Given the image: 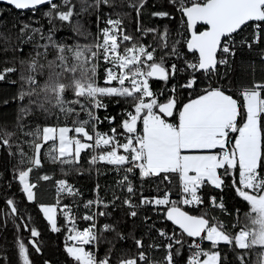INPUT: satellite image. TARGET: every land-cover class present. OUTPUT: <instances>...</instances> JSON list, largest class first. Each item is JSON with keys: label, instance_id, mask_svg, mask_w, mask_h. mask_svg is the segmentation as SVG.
<instances>
[{"label": "snow or ice", "instance_id": "obj_1", "mask_svg": "<svg viewBox=\"0 0 264 264\" xmlns=\"http://www.w3.org/2000/svg\"><path fill=\"white\" fill-rule=\"evenodd\" d=\"M81 2L87 5L81 9L85 12L88 8L111 6L110 0H94L93 4H87V0ZM6 3L16 9L33 10L48 5L44 15L49 24L57 20L71 24L74 14H78L74 13L76 5L73 0H6ZM169 3L175 6L182 17H186L184 23L188 35L184 46L187 52L193 54V59L184 60V69L175 63L166 65L167 56L182 58L176 46L180 41H175L171 47L167 43V28L159 33L157 29L139 26L147 0H137L129 6L136 12L138 32L144 35L158 34L157 47L164 52L159 59L156 47L136 42L122 28V20L109 18L105 21L106 26L99 29L92 44L69 46L58 43L53 40L49 30V43L40 45L44 51H36L27 62L21 61L22 64L27 63V75H21V90L15 99L23 102L27 98V105H22L18 121L31 113L32 108L29 106L45 114H53L52 110L57 109L65 119H75L71 127L66 124L42 128L37 126L35 130L23 132L24 136L32 138L28 143L33 155L27 156L21 148L22 159L19 163H27L28 167L17 170L18 180L27 200L33 202L37 184L30 182L29 177L35 168L42 167L41 150L45 145L51 142L46 155L53 163L59 162L61 165L77 164L81 153L91 150L96 153L89 161L91 164L104 162L125 173L120 183L129 194L123 203L132 209L128 213L130 217L138 215L134 210L138 207L152 204L166 206V220L177 225L182 236L193 239L194 251L187 264H223L219 250L221 244L230 246L234 253L237 249L241 250L236 258L239 264H247L245 256L254 247L264 249V83L244 86L234 98L233 94H229L230 85H220L213 82V78L224 79L232 71L231 58L236 55L235 35L243 29L251 26L252 34L250 41H240L242 46L247 45L251 49L264 41V0H169ZM151 15L164 18L169 17L170 13L156 11ZM99 19L97 16V21ZM198 24L205 26L203 31L197 30ZM20 31H32L34 35L40 32L29 24L23 25ZM73 31L83 35L78 24L73 25ZM0 38L6 39L2 35ZM41 39H45L42 34ZM50 48L55 50V58L47 60L46 64L40 63L39 58L47 59ZM220 66H226L224 73L220 72ZM14 71V67L5 68L0 72V81L6 78L7 73ZM180 71L189 72L185 82L167 88L169 81ZM197 73L207 78L209 84L195 98L182 103L178 89L189 90L191 96V90L198 87ZM38 76H46L43 85L39 83ZM153 81H162L166 87L159 92L154 91ZM69 92L71 99L66 97ZM161 97L164 99L161 100ZM106 98H114L117 104L123 101L128 108L123 110L118 128L112 127L110 132L103 133L98 130V125L103 122L98 112L107 110ZM81 113L87 118H80ZM103 119L113 124L116 117L105 116ZM6 135L11 137L13 134ZM118 136L124 138L123 142ZM0 141L4 145L9 144L7 138L0 137ZM136 170H139L141 178L157 177L162 181H169L175 175L179 180V203L197 206L204 203L198 194L203 186L211 185L223 191L225 178L238 173V182L233 180L232 187L249 206L250 210L244 213L248 223L240 227L237 221L232 225L236 231L229 232L221 222L212 223L214 218H209L207 214L194 216L182 210L176 201L170 199V191L151 198L141 195L139 203L135 204L131 199L135 189L128 174H134ZM37 179L47 181L50 177L43 175ZM57 184L58 192L79 194L73 191L66 180H58ZM222 200V197L218 201L217 197L212 196L210 206L226 212ZM7 204L11 212L16 214L18 209L14 201L9 199ZM94 204L108 207V204L98 199L88 201L85 208H91ZM64 208L70 210L69 205H64ZM40 210L51 230L59 232L54 215L56 206L41 204ZM235 211L238 217L240 209ZM65 215L72 225L67 239L73 241L71 245H66V252L75 264H113V249L116 247L113 241H108L110 247L103 258H99L93 250L99 248L105 232L115 233L117 241L127 239L114 224L106 223L102 228H97L96 216L110 213L99 211L85 214L82 219L89 224L82 230L77 227L74 217L68 213ZM30 232L34 238L40 235L36 228H31ZM159 235L170 241L163 245L166 254L162 261L150 259L143 241L134 239L137 253L121 256L116 264H181L176 259L180 255L176 246H182L184 239L168 236L162 230ZM195 238L207 241L211 246L204 250ZM31 243L35 251L39 252L37 241ZM19 256L22 264H31L28 248L23 242L19 243ZM258 264H264V254H261Z\"/></svg>", "mask_w": 264, "mask_h": 264}, {"label": "trees", "instance_id": "obj_2", "mask_svg": "<svg viewBox=\"0 0 264 264\" xmlns=\"http://www.w3.org/2000/svg\"><path fill=\"white\" fill-rule=\"evenodd\" d=\"M58 2V1H56ZM137 0H110L111 6L103 5L99 9L88 8V11H81L87 5L82 4L81 0H73L76 5L71 24L68 22L55 21L54 24H49L48 18L44 15L48 11L49 6L29 11L18 12L13 8L0 5V35L6 38H0V72L5 68L14 67L16 71L6 74V78L0 81V137L9 139V144L4 145L0 141V264H22L19 256V243L23 242L28 248L31 264H75L66 252V245H71L73 241L67 239L71 224L68 222L65 213L75 218L77 227L82 230L87 227L89 222L82 219L85 214L98 213L106 211L110 213L107 216H96L97 228L100 229L106 223L114 224L117 230L122 232L127 239L115 240V233L105 232L102 234V239L98 249H93L97 252L99 258H103L108 251L110 245L108 241H113L116 245L113 249L112 256L113 264L121 256H132L137 253L134 239H141L147 255L150 259L162 261L166 249V245L170 241L159 235V231H164L168 236L175 235L178 238L184 239L182 246L177 245L180 255L176 257L181 261V264H187L188 258L194 251L193 240L182 236L179 229L165 219L166 206L145 205L135 208L138 215L130 217L129 209L123 202L129 197L126 187L120 183L125 175L123 171H117L115 166L97 162L91 164L92 155L96 154L91 150H86L81 153L79 163L74 165H61L59 162L53 163L46 155L51 142L45 145L41 150L42 167L35 168L30 173V182L37 184L34 189L36 199L29 202L26 194L22 192V186L18 180L17 170L21 167L27 168L28 164L21 165L19 161L22 159L20 155L21 148L27 156L33 155V150L29 147L28 141L31 137H26L23 132L35 130L37 126H55L59 124L69 127L72 126V120L75 117L65 119L64 115L57 109H53V114H45L34 106L30 114L25 115L22 120L18 121L20 109L22 105H27V98L21 102L15 99L21 90L22 81L21 75H27V63L22 64L21 61L27 62L36 51L43 52L44 49L40 45L48 44L47 36L51 34L53 40L58 43L67 44L69 46L88 45L95 42L99 34V29L106 26L105 21L109 18L122 20V28L127 34L132 35L136 42L140 44L152 45L157 48L156 56L159 59L164 52L157 47L159 36L157 33H148L147 35L138 32L137 16L135 10L130 7L131 3H136ZM94 0H87V4H93ZM156 11H167L169 17H155L151 13ZM97 16L100 17L97 21ZM185 18L176 10L175 6L169 3V0H147L140 16V27L154 28L159 33H162L165 28L168 29L169 36L167 43L171 47L175 41H180L177 48L181 52L182 58L175 56L166 57V65L173 63L177 64L180 69H184V60L193 59V54L187 52L184 46V41L187 39V30L184 23ZM29 24L32 29H39L40 32L33 34L32 31L21 33L23 25ZM80 25L83 35H79L73 31V25ZM199 28L198 31H201ZM41 34L45 39H41ZM252 27H246L238 35H235L236 55L232 57V71L224 79L218 77L213 78V82H218L220 85H230L229 94H233L234 98L244 86H249L253 83H264V41L251 49L247 45H241L242 39L251 40ZM29 37H32L29 39ZM22 49V52L20 51ZM167 51V50H165ZM219 55V54H218ZM55 58V50L49 49L47 59L40 57V63L46 64L47 60ZM226 66H220V72L224 73ZM101 75L103 73L101 72ZM189 76L188 71H180L176 77L169 81L167 88L172 85H178L185 82V78ZM198 87L191 90H179V98L182 103H186L188 99L195 96L209 84V80L199 73ZM39 83L43 85L46 76L37 77ZM152 87L154 91L159 92L166 86L162 81H153ZM27 88V85H25ZM165 92V96H167ZM66 97L71 99V93H66ZM164 97H161L163 100ZM7 101V103H5ZM107 110H99L98 114L103 121L98 125V130L103 133L110 132L112 127H117L120 124L123 110L128 108V105L123 101L117 104L114 98H106ZM105 116H115L116 120L113 124H109L103 118ZM82 119L87 117L81 113ZM23 125V129H21ZM12 133L11 137L6 134ZM234 135V134H233ZM118 139L123 142V137L118 136ZM128 165H125L127 167ZM48 175L49 180H38V176ZM131 180L135 194L131 196L133 203L138 204L141 195L144 197L162 196L165 191H170V199L177 202V206L188 212L190 215L200 216L207 214L212 223L221 222L226 230L235 232L236 229L232 225L239 222V226L243 227L244 213L248 212L249 206L243 202L232 187L233 180L238 182V173H233L231 177L225 178V186L223 191L215 189L211 185L203 186L198 194L203 198L202 205H183L179 201L181 199L179 180L175 175L170 177L169 181H162L157 177L141 178L139 170L134 174H128ZM66 180L68 185H71L74 192L78 195H69L67 191L58 192V180ZM97 185L99 187H97ZM215 196L219 201L222 197L223 204L227 211L219 207L210 206V197ZM13 200L15 207L18 209L16 214L11 212V207L7 204V200ZM103 200L108 204L107 208L103 206L93 205L91 208H85L88 201ZM59 201V204H57ZM56 206V220L60 228L59 232H53L43 212L40 210V205ZM64 205H69V209H65ZM236 209H240L237 217ZM27 226V227H26ZM36 228L40 233L39 237H32L30 229ZM37 241L40 251L36 252L32 245V241ZM204 250H208L211 246L209 242L198 240ZM157 245L158 247H149ZM192 245V247H190ZM219 250L222 254L223 264H239L236 256L241 250L237 249L234 253L230 246L220 245ZM261 254H264V249L254 247L246 256L247 264H258Z\"/></svg>", "mask_w": 264, "mask_h": 264}, {"label": "water", "instance_id": "obj_3", "mask_svg": "<svg viewBox=\"0 0 264 264\" xmlns=\"http://www.w3.org/2000/svg\"><path fill=\"white\" fill-rule=\"evenodd\" d=\"M56 1H58V0H54V2H56ZM0 5H2V6H7V7H10V8H13L14 10H16V11H18V12H29V11H34L33 9H16V8H14V6H12V5H9V4H7L6 3V0H0ZM45 6H48V5H42V6H39L37 9H40V8H43V7H45ZM36 9V10H37ZM185 18V20H186V17H184ZM204 25H202V24H198L197 25V30L199 29V28H202V30L201 31H203L204 30ZM166 219V218H165ZM167 222H169L170 224H172L175 228H177V229H179V227L177 226V225H175V224H173L171 221H168V220H166ZM180 230V229H179ZM181 231V230H180ZM190 239H192V238H190ZM193 240V239H192ZM195 240L196 241H198V240H200V238H195Z\"/></svg>", "mask_w": 264, "mask_h": 264}, {"label": "rangeland", "instance_id": "obj_4", "mask_svg": "<svg viewBox=\"0 0 264 264\" xmlns=\"http://www.w3.org/2000/svg\"><path fill=\"white\" fill-rule=\"evenodd\" d=\"M70 135H71V133H70ZM56 213V212H55ZM55 215V214H54ZM48 221V220H47ZM248 223V221H246V219L244 218V220H243V226L245 225V224H247Z\"/></svg>", "mask_w": 264, "mask_h": 264}, {"label": "built area", "instance_id": "obj_5", "mask_svg": "<svg viewBox=\"0 0 264 264\" xmlns=\"http://www.w3.org/2000/svg\"><path fill=\"white\" fill-rule=\"evenodd\" d=\"M101 163H104V162H101Z\"/></svg>", "mask_w": 264, "mask_h": 264}]
</instances>
